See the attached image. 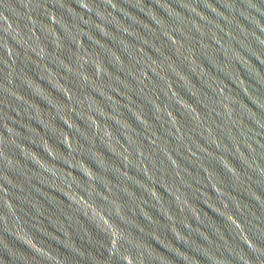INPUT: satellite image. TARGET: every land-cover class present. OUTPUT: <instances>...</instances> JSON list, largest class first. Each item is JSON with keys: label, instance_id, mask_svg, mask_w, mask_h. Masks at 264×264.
<instances>
[{"label": "water", "instance_id": "water-1", "mask_svg": "<svg viewBox=\"0 0 264 264\" xmlns=\"http://www.w3.org/2000/svg\"><path fill=\"white\" fill-rule=\"evenodd\" d=\"M0 264H264V0H0Z\"/></svg>", "mask_w": 264, "mask_h": 264}]
</instances>
